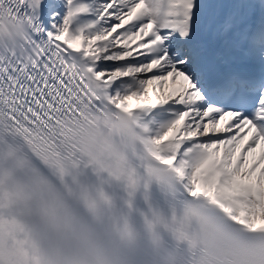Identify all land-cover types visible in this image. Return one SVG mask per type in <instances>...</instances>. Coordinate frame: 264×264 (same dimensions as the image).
Instances as JSON below:
<instances>
[{"label": "snow or ice", "instance_id": "snow-or-ice-1", "mask_svg": "<svg viewBox=\"0 0 264 264\" xmlns=\"http://www.w3.org/2000/svg\"><path fill=\"white\" fill-rule=\"evenodd\" d=\"M81 164L179 193L146 218L163 264L161 227L186 264H264V0H0V264H120Z\"/></svg>", "mask_w": 264, "mask_h": 264}]
</instances>
